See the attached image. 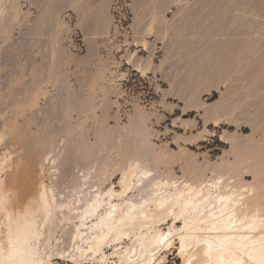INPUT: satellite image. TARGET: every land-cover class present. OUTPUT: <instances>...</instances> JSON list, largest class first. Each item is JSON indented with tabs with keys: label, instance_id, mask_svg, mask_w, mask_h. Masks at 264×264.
I'll return each instance as SVG.
<instances>
[{
	"label": "rangeland",
	"instance_id": "obj_1",
	"mask_svg": "<svg viewBox=\"0 0 264 264\" xmlns=\"http://www.w3.org/2000/svg\"><path fill=\"white\" fill-rule=\"evenodd\" d=\"M263 112L264 0H0V155L36 165L50 137L47 183L146 151L180 177L264 166Z\"/></svg>",
	"mask_w": 264,
	"mask_h": 264
},
{
	"label": "bare ground",
	"instance_id": "obj_2",
	"mask_svg": "<svg viewBox=\"0 0 264 264\" xmlns=\"http://www.w3.org/2000/svg\"><path fill=\"white\" fill-rule=\"evenodd\" d=\"M42 135L28 147L36 165L0 155V264H166L165 247L178 250L174 264H264V166L223 161L209 177L196 164L180 177L146 151L111 170L77 166L64 187L44 179L57 156Z\"/></svg>",
	"mask_w": 264,
	"mask_h": 264
}]
</instances>
